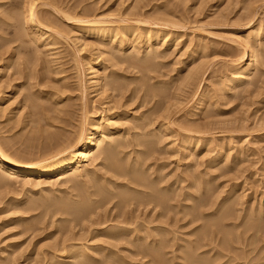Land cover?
I'll return each mask as SVG.
<instances>
[{
  "label": "rangeland",
  "instance_id": "obj_1",
  "mask_svg": "<svg viewBox=\"0 0 264 264\" xmlns=\"http://www.w3.org/2000/svg\"><path fill=\"white\" fill-rule=\"evenodd\" d=\"M0 4L1 152L20 163L42 164L72 150L80 129L95 114L110 117L113 132L120 130L125 138L121 142L131 138L121 153L124 162L131 163L138 150L154 145L137 158L141 157L148 181L160 174L159 185L171 188V203L176 206L172 214H178L169 226L172 246L164 234L161 242L166 248L162 244L157 255H138L128 247L130 242L112 240L101 231L118 225L113 219L120 211L113 206L117 198L81 220L53 208L58 201L83 195V183L91 185L88 190L94 184L107 185L113 174L102 155L87 162L94 176L88 175L83 183H72L65 175L42 183L24 181L1 170V176L10 178L0 183V264H188L186 255L188 261L192 256L203 260L201 264H264V64L233 84L232 90L227 81L244 54L240 39L246 35L250 43L260 39L258 53L264 55V0H0ZM29 5L45 25L43 31L30 33L34 30L28 21ZM73 18L102 19L106 27L120 29L115 36L96 38L72 27ZM122 19L141 37L132 41L131 36L120 50L116 39L123 33ZM136 19L147 21L151 29L168 31L167 39L148 46L146 30ZM146 51L150 54L144 56ZM198 63L199 75L183 82ZM95 69L99 83L92 78ZM102 84L107 89L102 90ZM201 92L203 103L194 108ZM184 135L191 141L186 155ZM111 186L114 192L115 185ZM196 198L205 199L203 205ZM146 207L140 206V213L134 210L135 225L126 226L140 225L152 214L153 220L158 217V206ZM163 220L159 223L166 226L168 219ZM158 221L145 223L151 227ZM249 223L254 228H248ZM138 242L143 244L141 239L131 245ZM95 243L102 248H90Z\"/></svg>",
  "mask_w": 264,
  "mask_h": 264
},
{
  "label": "bare ground",
  "instance_id": "obj_2",
  "mask_svg": "<svg viewBox=\"0 0 264 264\" xmlns=\"http://www.w3.org/2000/svg\"><path fill=\"white\" fill-rule=\"evenodd\" d=\"M34 2V1H33ZM29 4V3H28ZM1 5V4H0ZM34 5V4H33ZM2 6V5H1ZM30 7L27 8V12H29V15H28V21L30 22V24L32 25V28L34 30L31 31L30 30V33L32 32L33 33H36V32H39V31H43L42 29H46L45 25H43L42 23H40L37 19V15L35 14L34 12V7L32 5H29ZM137 6V5H136ZM138 9V8H136ZM146 14V13H145ZM127 15V14H125ZM139 16V15H138ZM95 18V17H94ZM142 18V17H140ZM123 21H126V22H123ZM128 20H125V19H122L120 20L119 24L120 26L123 27V33H121V37L116 39L117 41V45H118V48L120 50H122V46H124L125 42L127 41H130V37L132 36L134 40H137L139 39V34H134V29H132L129 22H127ZM133 21V20H132ZM134 22H137L136 24L140 25L141 24V29L143 28V30L145 29L146 30V35H145V39H144V43H146L148 46H151V43L155 41H158L160 40V38H163L166 40L167 39V33L168 31H164V30H161V29H158V28H154V29H151L148 27V23L147 21L145 20H140V19H136L134 20ZM159 22V21H158ZM162 23V21L160 22ZM169 24V22H166L164 21V25L166 24ZM174 23V22H173ZM72 27H75V28H78L81 32L85 33V34H90V35H93L95 36L96 38H103V37H107V36H115V34L117 33V30H119L120 28L118 27H115V26H107L105 25V20H102V19H92V20H84V19H74L73 18V21H72ZM104 24V25H103ZM106 24H109V23H106ZM172 25V23H170ZM131 26V27H130ZM143 26V27H142ZM147 26V27H145ZM155 26V25H154ZM158 26V25H157ZM174 26V25H173ZM176 26V24H175ZM135 27V25H134ZM159 27V26H158ZM138 29V28H137ZM137 32V31H136ZM135 32V33H136ZM140 32V31H139ZM176 33V32H175ZM28 34V33H27ZM44 34V33H43ZM35 35V34H34ZM41 36V35H40ZM35 37V36H34ZM131 37V38H132ZM248 35H246L243 39H240V41L238 42L239 46L242 47V50H244V54L241 56L240 58V61L237 62V64H235L233 66V71L232 73H229L227 75V81H230L231 83V87L229 88V90H232L233 88V84H236L237 82L241 81V80H245L249 77V75L251 74V71L252 69H255V70H259V66L260 65H263L264 64V55L260 53H258V50L259 48H261L262 45V41L260 39H257V41L255 42H248ZM36 38V37H35ZM40 38V37H38ZM109 39V38H108ZM164 40V41H165ZM261 41V42H260ZM33 42V41H32ZM101 44V43H100ZM162 44V43H161ZM109 45V44H108ZM139 45V44H138ZM177 45V44H176ZM104 46V45H103ZM107 46V45H106ZM178 46V45H177ZM174 47V46H173ZM176 47V46H175ZM149 48V47H148ZM178 48V47H176ZM175 48V49H176ZM153 49V48H152ZM157 49V48H156ZM204 49V48H203ZM150 50V48L148 49ZM204 51V50H202ZM143 52V51H142ZM149 52V53H147ZM153 52V51H152ZM151 52V53H152ZM201 52V51H200ZM243 53V52H242ZM135 54V53H134ZM147 54H150V51H146L145 52V55L146 56ZM153 54H158L157 51L153 52ZM136 55V54H135ZM139 55V54H138ZM154 55V57H155ZM158 55H156L157 57ZM188 56V55H187ZM138 57V56H137ZM136 57V58H137ZM144 58V57H143ZM149 59V58H148ZM199 59V58H198ZM154 60V58H153ZM184 60V59H183ZM186 61V60H185ZM191 61V60H190ZM193 61V60H192ZM196 62V61H195ZM253 62H255V66L253 65ZM182 63V61H181ZM184 63V62H183ZM194 64V63H193ZM202 64V63H201ZM199 63L197 64V67L194 66V68L192 67V69L186 73H188L187 75L188 76H185L183 82L185 80L188 81V78H195L194 76H198V72H199V67H198ZM190 66V64L185 67L186 69ZM253 66V67H252ZM264 66V65H263ZM261 66V67H263ZM180 67V66H179ZM91 68V67H90ZM89 68V69H90ZM94 69V68H93ZM92 78L93 80L96 81V79L99 77L96 76L97 74V70L95 69L94 71L92 70ZM203 72L200 73V76H202ZM204 75V74H203ZM100 76V75H99ZM182 77V76H181ZM187 78V79H186ZM197 78V77H196ZM199 78V77H198ZM98 79H97V83L98 82ZM190 80V79H189ZM195 80V79H194ZM94 81V82H95ZM193 81V80H192ZM95 82V83H96ZM186 82V81H185ZM93 83V82H92ZM91 83V84H92ZM103 83V82H102ZM187 83V82H186ZM189 83V82H188ZM187 83V84H188ZM110 84V83H109ZM94 85V84H93ZM112 85V84H111ZM115 84H113L114 86ZM185 86V85H184ZM192 86V85H191ZM106 86H104L103 84L101 85V88L102 90H104ZM100 88V89H101ZM107 89V88H105ZM161 89V88H160ZM187 89V88H186ZM185 90V89H184ZM223 90V89H222ZM231 92V91H230ZM154 93V92H153ZM182 93V92H181ZM190 94V93H189ZM231 94V93H230ZM203 96H204V93L201 92V94L199 95L198 99L196 100L195 104H194V108H200L201 106V103L202 102V99H203ZM164 97V96H163ZM169 97V96H168ZM170 100V99H169ZM165 101V100H164ZM165 106V105H164ZM167 109V108H166ZM166 111V110H165ZM64 112V111H62ZM100 113V112H99ZM104 114V113H103ZM164 116V115H163ZM165 117V116H164ZM86 118V117H85ZM87 119V118H86ZM90 119V118H88ZM110 117H100V114H95L91 119L90 121H87L86 125L82 126V128L80 129V132L77 136V142L75 144V146L73 147L72 150H70L69 152L67 153H63L61 155H56L55 157H53L52 159H50L48 162H45V163H42V164H37V165H32V164H24V163H20L14 159H12L11 157L3 154L1 152V149H0V171L2 170V172H5V174H9L15 177H19V179L21 178L22 180L24 181H36V182H40L42 183L41 180H44V182H46L45 180L48 179L51 177L50 180H52L53 178L52 177H61L62 175L64 176L65 175V178L69 179V181H72V183H83L85 181L84 178L91 176L93 175V171H91V169L87 168V162L90 161L91 159H97L99 158L101 155L103 157V160L106 161V167L112 172L111 174H113V177H111L112 179L108 178L107 179V185H104V186H100V187H96L95 188V184L92 185L94 186V189L92 191L91 190H88V188L91 186H87L88 184L84 185H80L81 187V190H83V195H81L79 193V197L78 199H74L73 197H71L72 199H68V201H58L57 203H55L53 206V208H55L56 210L62 212V213H66V214H69V215H72V219L74 220V218L76 219H80L79 217H85V216H89L91 215L92 212L96 211L98 208L106 205V203H112L110 202V200L112 199H116L113 203V206L114 208L116 207V209L118 208L120 211L119 213L115 214L113 216V219L116 220L114 224H117L118 225H113L110 224V227H106L103 229H101V231H103V236H106L112 240H120V241H125L124 244H130L128 245V247L130 248V250L135 253H138V255L140 254H143V253H156V255L158 254V251H160V246H162V244H164L163 246L165 247L167 245V243H162L161 241V237H163L164 234H167L166 239L168 237V233L170 235V230H169V226L171 227L173 224H171V220H173L172 218L175 216V218H177L176 216L178 215H174L172 214V212L174 213V209L176 208V206H174L171 202L174 200V198L172 197V195L170 196L171 194V188L169 186H161L159 185V182H160V179H161V182L163 181L162 180V177H159L158 176H151L152 173H150L151 175V179L149 177V181L148 179H146L145 177V172L143 174V169L141 167V163H140V159L141 157L137 158L139 156L138 153H147L148 150L152 151V148L154 145H148L146 147H144L143 149L144 150H138L139 152H137L135 155V159L133 160L134 163L132 164L129 163V162H124L125 161V158H124V155L121 156V153H122V150L123 148L127 147L129 148V139L128 138V141L125 140V141H122L121 142V138H124L123 136H121V134H119L120 130H117V131H114L112 130V127H110V123H109V120ZM165 119V118H164ZM168 119V118H167ZM86 122V121H85ZM81 124V123H80ZM83 124V123H82ZM160 124V123H159ZM113 125V124H112ZM132 127V126H131ZM162 127V125H161ZM130 129V128H129ZM146 129V128H145ZM131 130V129H130ZM126 131V130H125ZM76 133V132H75ZM116 135L114 138H111L112 136ZM120 135V136H119ZM54 136V135H53ZM75 136V134H74ZM128 136V135H127ZM136 136V135H135ZM133 135V137H135ZM66 137V136H65ZM133 137H132V141H133ZM190 136H187V135H184V138H185V142H186V145L185 147L182 148L183 150V155H186L188 153V147L190 148L191 150V147L187 144H190ZM56 138V137H55ZM59 138V137H58ZM64 138V137H62ZM70 138V137H69ZM67 138V139H69ZM136 138V137H135ZM139 138V137H138ZM137 138V139H138ZM125 139V138H124ZM127 139V138H126ZM64 140V139H63ZM66 140V139H65ZM70 140V139H69ZM197 140V139H196ZM62 141V140H61ZM71 141V140H70ZM183 141V140H182ZM194 141V140H193ZM60 142V141H59ZM134 142V141H133ZM138 142V141H137ZM151 142V141H150ZM184 142V141H183ZM198 142V140H197ZM224 142V141H223ZM62 143V142H61ZM131 143V142H130ZM135 143V142H134ZM141 143V142H140ZM148 143V142H147ZM211 143V142H210ZM64 144V143H63ZM70 144V143H69ZM137 144V143H136ZM142 144V143H141ZM139 144V145H141ZM150 144V143H149ZM153 144V143H152ZM185 144V143H184ZM196 144V143H195ZM56 145V144H55ZM54 145V146H55ZM59 145V144H58ZM58 145L57 148H58ZM65 145V144H64ZM97 146V150L94 149V146ZM138 145V144H137ZM208 145V144H207ZM212 145V144H211ZM70 146V145H69ZM195 146V145H194ZM197 146V145H196ZM220 146V145H219ZM67 148V147H66ZM174 148V147H173ZM206 148V147H205ZM209 148V147H208ZM221 148V147H219ZM61 149V148H60ZM94 149V151H93ZM154 149V148H153ZM56 150V149H55ZM63 150V149H62ZM175 150V149H174ZM208 151L209 150H212V149H207ZM220 150V149H219ZM232 150V149H230ZM148 151V153L150 152ZM222 151V150H221ZM220 151V152H221ZM176 152V151H175ZM52 153V152H51ZM156 153V152H155ZM228 153V152H227ZM190 154V152H189ZM192 155V154H191ZM121 156V157H120ZM126 156V155H125ZM130 156V155H129ZM146 157V156H145ZM124 158V160H123ZM127 158V157H126ZM139 159V160H138ZM186 159V158H185ZM184 159V160H185ZM188 159V158H187ZM128 160V159H126ZM92 161V160H91ZM105 161H104V164H105ZM94 162V161H93ZM92 163V162H91ZM214 163V162H213ZM212 163V164H213ZM108 170V171H109ZM2 172L0 173V183H6V178L7 176H1L2 175ZM186 173V172H185ZM4 174V173H3ZM91 174V175H90ZM94 176V175H93ZM101 177V176H100ZM164 177V176H163ZM187 177V176H185ZM10 178V177H8ZM8 178H7V182H8ZM63 178V177H62ZM90 178V177H89ZM101 178L104 179V177L102 176ZM107 178V177H106ZM160 178V179H159ZM66 179V180H67ZM100 179V178H99ZM98 179V180H99ZM102 179V180H103ZM188 179V178H187ZM191 179V178H190ZM47 180V181H48ZM87 180V179H86ZM106 180V179H105ZM65 181V180H64ZM68 181V180H67ZM100 181V180H99ZM186 181V180H185ZM199 181V180H198ZM10 182V180H9ZM109 182V184H108ZM160 182V183H161ZM11 183V182H10ZM102 183V182H100ZM193 183V182H192ZM191 183V184H192ZM201 183V182H200ZM199 183V184H200ZM91 184V183H89ZM103 184H104V181H103ZM105 184H106V181H105ZM112 184H114V188H116V190L113 192L112 191V187L111 186ZM194 184H196L194 182ZM193 184V185H194ZM102 185V184H100ZM198 186V185H197ZM169 187V188H168ZM193 187V186H192ZM196 187V186H195ZM197 188V187H196ZM79 189V187H78ZM193 189V188H192ZM198 189V188H197ZM200 189V188H199ZM198 189V190H199ZM175 190V189H174ZM80 191V189H79ZM111 191V192H110ZM180 191V190H179ZM206 190H204L205 192ZM175 192V191H174ZM186 193V192H185ZM190 193V192H189ZM200 193V192H199ZM182 194V193H181ZM187 194V193H186ZM205 195H206V192H205ZM77 196V195H75ZM198 196V195H197ZM201 196V195H200ZM189 197V196H188ZM201 197H205V196H201ZM208 198V197H207ZM206 198V199H207ZM173 199V200H172ZM198 199V198H196ZM189 200V199H188ZM200 199H198L199 201ZM205 199L202 198L201 201V204L203 203L202 201H204ZM208 200V199H207ZM194 201V200H193ZM197 201V202H198ZM227 201V200H226ZM43 204V203H42ZM200 204V205H201ZM149 205H152L153 208L155 207H159L160 208V212H159V215L161 217H165V218H158L159 215H157L158 217L154 218L153 220V214L151 212V216H152V220L154 222H157L158 219V225H153L151 227H148L147 224L149 223V220L151 222H153L151 219H149V214H148V219L147 217H145L146 220L148 221H145L144 223L142 224H138L137 226H133V228H130L131 226L129 224H134V222L132 221L133 218L136 216L135 213H137L136 211H138L137 209H139V207L141 206H145V208H149V207H146V206H149ZM203 205V204H202ZM238 205V204H237ZM127 206H130V209L129 210H125V209H128ZM199 206V203L198 205ZM127 207V208H126ZM175 207V208H174ZM233 207V205H232ZM144 208V209H145ZM195 208V206H194ZM113 209V208H112ZM143 209V208H141ZM143 209V210H144ZM183 209V208H182ZM225 209V208H224ZM134 210H135V213H134ZM153 210V209H152ZM174 210V211H173ZM194 210V209H193ZM228 210V209H227ZM233 210V209H232ZM230 210V211H232ZM240 210V209H239ZM99 211V210H98ZM154 211V210H153ZM159 211V210H158ZM178 211V210H177ZM182 211V210H181ZM191 211V210H190ZM217 212L220 211L219 209L216 210ZM236 211V210H235ZM241 211V210H240ZM144 212V211H143ZM150 212V211H149ZM155 212H156V209H155ZM154 212V213H155ZM180 212V211H179ZM178 212V213H179ZM183 212V211H182ZM196 212V211H195ZM226 213V210L224 211ZM228 212V211H227ZM138 213H140V211H138ZM146 213V212H145ZM157 213V212H156ZM176 213V211H175ZM192 213V212H191ZM264 213V212H263ZM96 214V213H95ZM99 214V212L97 213ZM132 214H134L135 216H132ZM142 214V213H141ZM140 214V215H141ZM158 214V213H157ZM181 214V213H180ZM197 214V212H196ZM211 214V213H210ZM214 214V213H213ZM218 214V213H217ZM223 214V213H222ZM228 214V213H227ZM94 215V214H93ZM138 215V214H137ZM194 215V214H193ZM200 215V214H199ZM216 215V213H215ZM224 215V214H223ZM230 215V213H229ZM233 215V214H232ZM239 215V214H238ZM98 216V215H97ZM107 216V215H106ZM110 216V215H109ZM112 216V215H111ZM147 216V215H146ZM155 216V214H154ZM187 216V215H186ZM197 216V215H196ZM203 217V215H201ZM218 216V215H217ZM225 216V215H224ZM264 217V214L261 215ZM93 217V216H92ZM138 217V216H137ZM142 217V215H141ZM228 217V216H226ZM232 217V216H231ZM105 218V217H104ZM104 218L102 217V219L104 220ZM136 218V217H135ZM158 218V219H157ZM230 218V216L228 217ZM234 218V217H233ZM82 219V218H81ZM80 219V220H81ZM98 219V218H97ZM108 219V218H107ZM112 219V221H114ZM142 219V218H141ZM157 219V220H156ZM161 219V220H160ZM167 220V223L166 221L163 222V223H166V226H164V224H160L159 222H161L162 220ZM223 219V218H222ZM102 220V221H103ZM135 220H139V219H135ZM134 220V221H135ZM156 220V221H155ZM163 220V221H164ZM181 220V219H180ZM204 220V219H203ZM212 220V219H211ZM221 220V218H220ZM246 220V219H245ZM106 221V219L104 220V222ZM108 221V220H107ZM111 221V223H112ZM144 221V220H143ZM192 221V220H191ZM199 221V220H198ZM225 221V220H224ZM80 222V221H79ZM78 222V223H79ZM98 221L96 220V223ZM102 222V223H104ZM110 222V221H109ZM142 222V220H141ZM140 222V223H141ZM150 222V224H152ZM175 222V220L173 221ZM218 222V220H217ZM223 222V220H222ZM249 222V221H248ZM136 223V222H135ZM193 223V222H192ZM212 223V222H211ZM220 223V222H219ZM246 222H244L245 224ZM254 223V222H253ZM81 224V223H80ZM149 224V225H150ZM156 224V223H155ZM208 224V223H207ZM242 224V223H241ZM250 224V223H249ZM126 225H129V226H126ZM135 225V224H134ZM209 225V224H208ZM216 225H218L216 223ZM215 225V226H216ZM221 225V224H220ZM255 225V224H254ZM253 224H250V225H247L246 226L248 228H254ZM108 226V225H107ZM238 226V225H237ZM240 226V224H239ZM244 226V225H243ZM244 226V227H246ZM222 227V226H221ZM258 227V226H257ZM197 228V227H196ZM220 228V226L218 227ZM236 228V227H235ZM260 228V227H259ZM258 228V229H259ZM211 230V229H210ZM143 232V235L141 234V232ZM140 232V233H139ZM221 232V231H220ZM229 232V231H228ZM227 232V233H228ZM219 234V233H218ZM226 234V233H225ZM229 234V233H228ZM226 234V235H228ZM232 234V233H231ZM238 234V233H237ZM102 235V234H101ZM162 235V236H161ZM220 235V234H219ZM224 235V234H223ZM225 235V236H226ZM173 236V235H172ZM171 236V237H172ZM230 236V235H229ZM100 237V236H99ZM237 237V236H236ZM126 238H128L129 240L127 241L128 243H126ZM148 238V239H147ZM150 238V240H149ZM169 238V237H168ZM226 238V237H225ZM225 238H223V241L225 240ZM141 239L143 240V244L141 245V242H138V245H131L133 244V242H136V241H141ZM163 239V238H162ZM149 240V241H147ZM108 241V240H107ZM170 239L168 241L167 239V242H168V245L170 243ZM145 242V243H144ZM164 242V241H163ZM166 242V240H165ZM225 242V241H224ZM108 244V243H107ZM194 244V242H193ZM223 244V242H222ZM169 245V246H170ZM181 245L183 244H180L179 247H181ZM200 245V244H198ZM206 245V244H205ZM221 245V244H220ZM126 248L127 245H125ZM172 246V245H171ZM111 247V246H110ZM190 247V246H189ZM202 247V246H201ZM90 248H92L93 250H99L100 248H102V246H98V244L95 243V245H90ZM124 248V249H126ZM166 248V247H165ZM169 248V247H168ZM178 248V247H177ZM193 248H196V247H193ZM80 250V249H79ZM92 250V251H93ZM161 250H163L161 248ZM175 250V249H174ZM196 250V249H195ZM180 251V250H179ZM81 252V251H80ZM78 252L80 255L84 256L85 258L91 260V255L89 254H86L84 253L83 251L80 253ZM195 252V251H194ZM134 253V254H135ZM163 253V252H162ZM189 253V252H188ZM70 254L72 255V253L70 252ZM69 254V255H70ZM78 254V255H79ZM103 254V253H102ZM153 254V255H154ZM192 255V253H190ZM160 255V253H159ZM186 255V254H185ZM68 256V255H66ZM75 255H73L72 257H74ZM105 256V255H104ZM103 256V257H104ZM80 257V256H79ZM102 257V258H103ZM109 256H106L105 258L107 259ZM184 257V256H183ZM187 258H185V260L187 262H189L188 264H191V263H195L197 260L196 258L194 259V257L192 256V258L190 259V261H188V256L186 255L185 256ZM83 259V258H82ZM101 259V258H99ZM120 259V258H119ZM156 259H157V256H156ZM82 261V260H80ZM96 260H92V262L94 263ZM106 261V260H105ZM114 261V260H113ZM124 261V260H123ZM201 261V260H200ZM203 261V260H202ZM201 261V262H202ZM91 262V263H92ZM98 262V261H97ZM198 264L201 262H199V260L197 261ZM205 262V261H204ZM103 263V262H102ZM107 263V262H105ZM116 263V262H115ZM193 263V264H194ZM213 263V262H212ZM97 264V263H96ZM99 264V262H98ZM125 264H130V262L126 263ZM207 264V263H206Z\"/></svg>",
  "mask_w": 264,
  "mask_h": 264
}]
</instances>
